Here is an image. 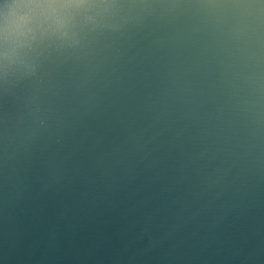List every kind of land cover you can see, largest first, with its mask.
<instances>
[{
  "label": "clouds",
  "instance_id": "obj_1",
  "mask_svg": "<svg viewBox=\"0 0 264 264\" xmlns=\"http://www.w3.org/2000/svg\"><path fill=\"white\" fill-rule=\"evenodd\" d=\"M0 264H264V0H0Z\"/></svg>",
  "mask_w": 264,
  "mask_h": 264
}]
</instances>
